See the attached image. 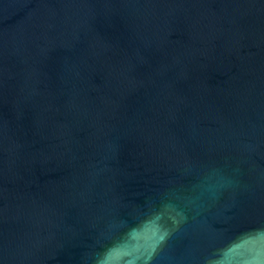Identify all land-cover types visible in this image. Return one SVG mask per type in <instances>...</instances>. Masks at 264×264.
<instances>
[{
	"label": "water",
	"instance_id": "95a60500",
	"mask_svg": "<svg viewBox=\"0 0 264 264\" xmlns=\"http://www.w3.org/2000/svg\"><path fill=\"white\" fill-rule=\"evenodd\" d=\"M0 264H264V0H0Z\"/></svg>",
	"mask_w": 264,
	"mask_h": 264
}]
</instances>
